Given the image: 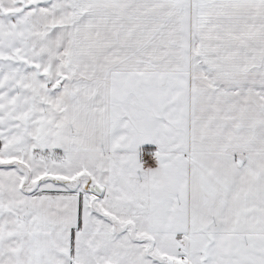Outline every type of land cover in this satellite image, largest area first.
<instances>
[{
  "label": "snow or ice",
  "instance_id": "6c2138e0",
  "mask_svg": "<svg viewBox=\"0 0 264 264\" xmlns=\"http://www.w3.org/2000/svg\"><path fill=\"white\" fill-rule=\"evenodd\" d=\"M0 264H264V0H0Z\"/></svg>",
  "mask_w": 264,
  "mask_h": 264
}]
</instances>
